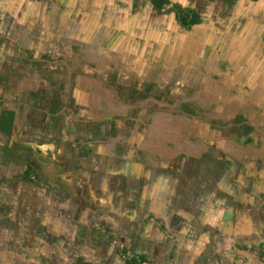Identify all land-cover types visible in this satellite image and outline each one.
<instances>
[{"label":"rangeland","instance_id":"1","mask_svg":"<svg viewBox=\"0 0 264 264\" xmlns=\"http://www.w3.org/2000/svg\"><path fill=\"white\" fill-rule=\"evenodd\" d=\"M196 1L205 4V0ZM160 2L162 11L174 10L181 20L193 23L188 24L191 32L188 42L179 45L169 42L171 49L162 54L147 51L129 56L125 45L122 50H113L104 41L84 46L77 42L78 32L57 17H50L51 13L46 20L29 24V20L12 19L15 8L11 5L8 15L0 14V58L8 51L24 50L23 38L40 32L42 39L37 45L43 57L38 59L47 61L49 67L60 66L63 79L73 72L74 83L85 76L105 81L117 93L120 110L131 113V127H139V119L133 112L146 115L148 107L149 113L160 111L159 119L151 125L152 136H159L160 146L173 145V157L180 152L193 154L190 172L196 174L185 175L183 194L188 186L191 188L185 199L194 202L197 208L212 205L216 208L222 196L225 211L233 214L231 217L227 214L226 220L235 227L234 237L243 238L245 228L244 233L250 235L253 244L262 247L260 257L264 264V0L239 3L238 10L242 13L239 20L243 25L234 33L227 31L229 25L212 26L209 17L213 14L207 10L182 12L178 6ZM53 8L63 12V2L55 0ZM37 13L40 15L39 9ZM76 13L73 7V14ZM27 14L34 17L32 10ZM217 15L220 16L219 10ZM111 25L105 23L107 29ZM174 30L175 27L170 31ZM123 32L133 34L129 29ZM68 90L71 92L70 87ZM25 96L20 91L8 97L15 102L14 106L25 109L19 124L29 114L32 118L39 119L41 115L42 120L47 119L45 111L36 117L32 115L35 110L25 107L24 104H30ZM65 104L67 111L73 113L74 104L69 100ZM108 107L100 109L104 116L111 108ZM111 110L117 121L121 113L116 106ZM93 111L97 110L90 109L83 118L78 135L88 138L92 149L97 147L98 151L102 143L97 141L95 127L109 120L102 119L101 113L94 117ZM52 117L50 114L49 118ZM64 125L66 129L68 123ZM60 137L66 139L64 134ZM28 138L22 145L32 150L36 139ZM171 140H176L181 149ZM192 140H197L196 146ZM1 146L2 143L0 150ZM127 148L134 146L118 144V152L106 156L101 166L89 169L59 160V154L33 156L34 161L39 163L40 159L44 164L43 175L32 164L23 168L12 161L8 151H0V261L173 264L166 259L170 254L147 244L150 237L160 233L158 218L170 217L175 210L172 205L176 202L171 197L150 198L151 191L156 190L150 184L151 178L162 181L159 192L165 197L174 192L177 182L170 179L168 182L165 173L171 168L170 161L160 160L162 155L158 152L155 161L148 158L147 163L135 162L134 156L128 158ZM128 162L131 166L126 169ZM133 179L136 183L145 182L136 185L135 191ZM138 188L149 196L145 194L141 204H127L128 196L137 193ZM222 189L227 193H221ZM113 197L118 209L109 206ZM161 205L165 208H160ZM99 212L101 215L97 216ZM131 213L137 214L136 218L127 222L125 215ZM200 224L204 226L203 232L209 231L210 226ZM211 227L217 229L215 225ZM216 242L214 239L211 247L200 248L191 259L192 264H209L215 255ZM140 245L145 248L143 252L137 249Z\"/></svg>","mask_w":264,"mask_h":264},{"label":"crops","instance_id":"2","mask_svg":"<svg viewBox=\"0 0 264 264\" xmlns=\"http://www.w3.org/2000/svg\"><path fill=\"white\" fill-rule=\"evenodd\" d=\"M54 1L0 0V14L8 15V7L12 5L11 7L15 8V12L11 15L13 20H20V22L29 20V24L33 22L37 24L38 20H46L48 18L47 14L51 13L50 17H57L66 27L71 25L72 31L78 32L79 40L77 42L79 44L91 46L96 44L97 41H104L113 50H122V46L125 45V50L129 56L142 55L147 51H157L158 54H162L171 49L169 48V42L177 45L181 42L186 43L188 42L189 33H191L188 26L193 25L190 20L185 22L181 20L174 10L162 11L160 0H98L97 3L96 0H61L63 2V12L60 13L53 8ZM165 2L178 6L182 12L187 9L194 13L207 10L213 14L212 16L210 14L209 17V23L212 26L217 24L229 25L227 31L232 33L239 31V26L243 25L242 20H239L242 15L238 10L239 3H252L251 0H205L204 5L196 0H164ZM73 7L76 8V14H73ZM38 9L40 15L37 13ZM28 10L30 12L32 10L34 17L28 16L30 14H27ZM217 10H219L220 16L217 15ZM234 17L236 20H231ZM106 22L112 24L111 29L105 27ZM74 24L77 26H74ZM173 27H175V30L170 31ZM126 29L132 30L133 34L125 35L123 31ZM148 33H151L152 37H149ZM16 34L20 33L17 32ZM23 39L24 50H11L0 58V143L4 146H1L0 151L2 153L8 151L12 156V161L20 164L23 168H29L32 164L38 174L43 175L44 164L42 161L38 159L41 163L39 165L38 162L33 160L34 157L39 158V155L42 154L50 157L59 154V160L68 161L69 164L72 163L74 166L78 165L84 169H89L101 166L106 156L118 152L117 146L120 143L134 146L133 149L131 148L132 150L127 148L126 154H128L129 159L134 156L133 160L135 162L147 163L149 162L148 158L155 161L159 152L162 155L160 160L170 161L171 168H168L165 172L168 174V176L166 175L167 181L172 180L177 182V185L174 192H170L165 197L159 192L162 181H155L151 178L149 179L150 184L156 190L151 191L150 198L151 200H162L171 197L170 199L178 205L176 203L172 205L175 210H173L170 217L158 218L160 233L154 238L150 237L151 240L147 244L170 254L166 259L173 264H192L191 259L194 254L200 248L211 247L212 240L215 239L217 240L215 255L209 264L263 263L260 257L262 247L253 244L250 235L244 233L245 228L242 227L243 233H241V236L243 238L234 237L235 227L232 222L226 220V217H231L233 214L225 211V202L222 196L220 197L222 200H218L220 205L216 208L214 205L197 208L194 202L185 199L187 193L191 192L189 186L184 194L182 192L181 185L185 182V175L196 174V172H190V167L194 166L189 163L193 154L180 152L176 157H173L171 152L173 145L160 146L159 136H152L154 134L151 133V125L153 126L159 119L160 111L149 113L150 109L148 107L145 108L148 113L146 115L133 112L136 113V118L139 119L137 122L139 127L137 129L131 127V113L120 110L117 93L105 81L85 76L74 83L73 72L71 75L66 74L67 80L61 78L60 76L63 73L60 71V66L49 67L45 64L47 61L42 62L38 59L43 57L42 51L37 45L38 40L41 41L42 39L40 32L31 33ZM192 40L190 39V41ZM59 83L64 84L61 86ZM68 87H70L71 92ZM20 91L26 94L25 97L30 103L28 105L24 104L25 107L35 110L32 115L36 117L37 113L45 111L47 119L42 120L41 115L39 119L32 118L29 114L28 116L25 115L23 122L19 124L22 119L21 114L24 115L25 109H19L17 105L14 106L15 102L8 97L9 94ZM79 93L81 94L80 97H78ZM67 100L74 104L73 113L67 111L65 104ZM128 101L131 103V100ZM144 101H141V103ZM105 106L111 107H108L106 116L100 112V109L105 108ZM115 106L122 115L117 119V121L121 119L119 121L121 124L116 123V115L111 116V109ZM90 109L97 110L92 112L94 117L101 113L104 116H102V119L110 122L100 123L95 127L97 141L102 143L101 149L98 151L96 150L97 147L92 149V146H90L92 144L88 141V138L82 139L78 135L79 125L84 122L83 118H86ZM5 111L10 112L12 115L8 123H4V120H2ZM50 114L53 115L52 119L49 118ZM28 117L29 119H27ZM64 123H68L66 129ZM63 134L66 139L61 140L60 136H63ZM75 136L76 139L74 140L73 137ZM26 138L36 139L35 145L31 148L32 150L28 146L22 145V141ZM65 141L66 147L64 146ZM171 141L176 148L181 149L177 146L176 140ZM194 141L197 140H192L191 143L196 146ZM113 144H117V146L112 148ZM143 149L146 151L144 155ZM126 164V169L131 166L129 162ZM45 165L48 167L47 164ZM140 180L138 183L135 179L132 180L135 191L137 189L136 185L145 182L144 180L140 183ZM221 193L226 194L227 192L222 189ZM145 194L143 189L138 188L137 193L128 196L126 203L141 204L146 197ZM200 197L196 196V199ZM109 204L112 209L119 208L114 197L109 200ZM160 208H165V206L161 205ZM137 210L139 211V209ZM227 214L229 215L227 216ZM96 215L100 216L101 212ZM136 215L134 213L127 214L125 220L133 222ZM197 217L198 221L195 219ZM113 218L117 219L116 217ZM200 222L205 226H210L211 230L203 232L204 226ZM213 225L219 230H212L211 226ZM137 249L141 252L145 250L143 245H140ZM85 263L88 262L85 261ZM0 264L3 263L0 261Z\"/></svg>","mask_w":264,"mask_h":264},{"label":"trees","instance_id":"3","mask_svg":"<svg viewBox=\"0 0 264 264\" xmlns=\"http://www.w3.org/2000/svg\"><path fill=\"white\" fill-rule=\"evenodd\" d=\"M11 118H12V115L10 114V112L5 111L4 116L2 118V120H4V123H8V121H10Z\"/></svg>","mask_w":264,"mask_h":264}]
</instances>
